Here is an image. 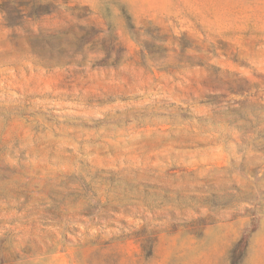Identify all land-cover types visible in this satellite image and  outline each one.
Returning <instances> with one entry per match:
<instances>
[{"label":"rangeland","instance_id":"obj_1","mask_svg":"<svg viewBox=\"0 0 264 264\" xmlns=\"http://www.w3.org/2000/svg\"><path fill=\"white\" fill-rule=\"evenodd\" d=\"M264 264V0H0V264Z\"/></svg>","mask_w":264,"mask_h":264},{"label":"trees","instance_id":"obj_2","mask_svg":"<svg viewBox=\"0 0 264 264\" xmlns=\"http://www.w3.org/2000/svg\"><path fill=\"white\" fill-rule=\"evenodd\" d=\"M244 240L242 239V241H240L239 245L236 247V249L233 252V257H232V264H239V258L237 256L238 251L241 247V245L243 244Z\"/></svg>","mask_w":264,"mask_h":264}]
</instances>
